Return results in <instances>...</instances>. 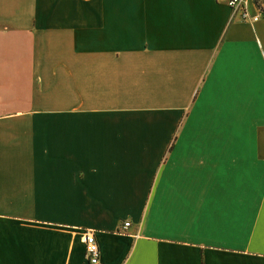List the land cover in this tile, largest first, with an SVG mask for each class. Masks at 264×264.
<instances>
[{
    "label": "crops",
    "instance_id": "0c3cea01",
    "mask_svg": "<svg viewBox=\"0 0 264 264\" xmlns=\"http://www.w3.org/2000/svg\"><path fill=\"white\" fill-rule=\"evenodd\" d=\"M85 230L97 264H264L261 18L0 0V264H87Z\"/></svg>",
    "mask_w": 264,
    "mask_h": 264
},
{
    "label": "built area",
    "instance_id": "2783aa9c",
    "mask_svg": "<svg viewBox=\"0 0 264 264\" xmlns=\"http://www.w3.org/2000/svg\"><path fill=\"white\" fill-rule=\"evenodd\" d=\"M251 0H226V4L230 12L236 15L242 21H255L261 18L264 22V0H255L253 3L254 12L249 13L248 5ZM128 221H123L121 226L124 228L128 225ZM84 257L87 264H97L98 248L93 233L90 230L84 231Z\"/></svg>",
    "mask_w": 264,
    "mask_h": 264
}]
</instances>
